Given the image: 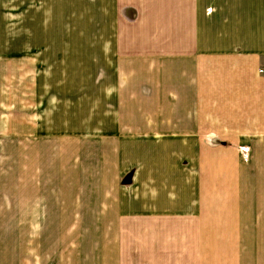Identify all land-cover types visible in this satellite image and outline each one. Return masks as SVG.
<instances>
[{"label": "crops", "instance_id": "crops-1", "mask_svg": "<svg viewBox=\"0 0 264 264\" xmlns=\"http://www.w3.org/2000/svg\"><path fill=\"white\" fill-rule=\"evenodd\" d=\"M15 5L17 28L32 36L16 43L21 59L76 51L118 60L105 75L120 78L96 86L99 107L121 108L120 93L108 92L127 81L125 91L160 93V120L150 123L166 124L144 134L96 129L95 192L74 206L62 264H264V0ZM59 29L64 38L47 40ZM101 123H119L118 112Z\"/></svg>", "mask_w": 264, "mask_h": 264}, {"label": "rangeland", "instance_id": "rangeland-1", "mask_svg": "<svg viewBox=\"0 0 264 264\" xmlns=\"http://www.w3.org/2000/svg\"><path fill=\"white\" fill-rule=\"evenodd\" d=\"M15 1L0 0V10L5 11L0 22L1 242L8 264H46L53 253L50 264H62L59 250L69 238L65 229L71 226L74 206L86 192H95V165L101 164L103 143L96 129L144 134L166 124L150 123L160 120L156 114L162 108L160 93L125 91L127 81H122L120 91L108 92L120 93L121 108L99 107L102 92L96 86L120 78L105 75L112 73L107 67H119L118 60L84 58L76 51L21 59L16 43L32 36L25 35V28H17ZM41 30L35 35L39 41L46 40ZM63 30L50 32L47 40L64 38ZM77 31L71 29V33ZM32 88L34 103L28 98ZM133 99L142 105L135 114L129 105ZM117 112L119 123H101L104 115ZM32 201L38 208L37 213L34 209L37 219H32ZM34 247L38 251L35 263Z\"/></svg>", "mask_w": 264, "mask_h": 264}, {"label": "built area", "instance_id": "built-area-1", "mask_svg": "<svg viewBox=\"0 0 264 264\" xmlns=\"http://www.w3.org/2000/svg\"><path fill=\"white\" fill-rule=\"evenodd\" d=\"M261 74H264V67L260 68Z\"/></svg>", "mask_w": 264, "mask_h": 264}]
</instances>
